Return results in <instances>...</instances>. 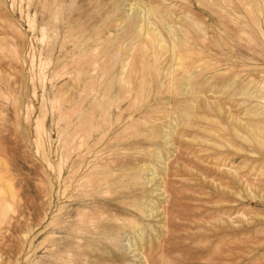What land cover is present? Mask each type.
Returning <instances> with one entry per match:
<instances>
[{
	"label": "rangeland",
	"instance_id": "obj_1",
	"mask_svg": "<svg viewBox=\"0 0 264 264\" xmlns=\"http://www.w3.org/2000/svg\"><path fill=\"white\" fill-rule=\"evenodd\" d=\"M134 5L167 43L154 14L175 28L189 74L169 48L146 63L150 39L119 21ZM263 16L0 0V264H264ZM128 54L130 85L107 84Z\"/></svg>",
	"mask_w": 264,
	"mask_h": 264
},
{
	"label": "bare ground",
	"instance_id": "obj_2",
	"mask_svg": "<svg viewBox=\"0 0 264 264\" xmlns=\"http://www.w3.org/2000/svg\"><path fill=\"white\" fill-rule=\"evenodd\" d=\"M86 1V0H85ZM247 4H249V2L251 1H255V0H245ZM264 1V0H263ZM249 7V6H248ZM79 8V7H78ZM134 10V15L131 14V16L129 17H122L120 18V23H124L127 24L129 26V28H131L133 26L135 32L132 33L134 34L135 38H137L140 35H144L147 36V38L150 39L151 43H141V50L142 53H144L145 56H147V51L149 48H151L152 51V58L150 60H146V63L148 64L149 62H151V60L153 59L154 61H157L162 54H164V51L167 50V48H169V50L171 51V59L172 62L170 63V65L168 66V73H171V70H178V69H182L184 70V72H188L186 69L183 68L184 66V60H183V56L181 54L180 51V38L177 35V32L175 30V28L171 25H167L168 23H166L163 19H162V14H154L155 16L159 17L160 21L162 22V24L164 26H166V30L168 31V34L170 33V35H172L171 38V42L167 43V41L165 40L164 36H162V34L159 32V29L157 28V26L155 25V22L153 23V21H150V16L151 13L154 12L153 8L151 6H144V7H138L136 5H134L133 7ZM257 10V9H256ZM74 11V10H73ZM131 11V10H130ZM172 13V12H171ZM63 14V13H62ZM51 15V14H50ZM49 15V16H50ZM64 16V15H63ZM245 18V17H244ZM255 18V16H254ZM264 18V16H263ZM119 19V18H118ZM66 20V19H65ZM122 21V22H121ZM177 25V24H176ZM127 28V27H126ZM125 29V28H124ZM128 29V28H127ZM263 29V28H261ZM128 31V30H127ZM109 33V32H108ZM111 33V32H110ZM113 33V32H112ZM110 35V34H108ZM81 36V35H80ZM166 36V35H165ZM84 38V37H83ZM132 38V37H131ZM101 39V38H100ZM103 39V38H102ZM205 40V38H204ZM128 41V40H127ZM132 42V41H131ZM131 44V43H130ZM182 44V43H181ZM124 48H125V44ZM133 45V44H132ZM135 45V44H134ZM99 46V45H98ZM183 46V45H182ZM131 48V47H130ZM82 49V48H81ZM123 49V48H122ZM132 49V48H131ZM96 50V49H95ZM117 50V49H116ZM115 50V51H116ZM118 51V50H117ZM127 51V50H126ZM122 52V51H121ZM130 52V50L128 51ZM111 53V52H110ZM186 53V52H185ZM190 53V52H189ZM193 53V52H192ZM125 54V51H124ZM127 55V53H126ZM194 55V54H192ZM105 56V55H104ZM115 56V55H114ZM166 56V55H164ZM106 57V56H105ZM102 58V57H101ZM100 60H103L101 59ZM107 58V57H106ZM146 58V57H145ZM162 58V57H161ZM124 59V57H123ZM132 62L131 59V55L128 54V56L123 60V62L121 63L120 66V71L118 73V75H116L115 77H110L107 76V84L110 82V80H113V78L117 79L116 82L118 81L119 83L129 86L130 85V81H129V75L130 72L128 73V68L130 67ZM62 63V62H61ZM93 64H98V60L96 59V57H94L93 59ZM199 65V64H198ZM90 66V65H89ZM149 66V65H148ZM73 68V67H72ZM90 68V67H89ZM93 68V67H92ZM101 68V66H100ZM199 68V67H198ZM165 69V68H164ZM95 71V68L93 69ZM92 70V71H93ZM107 66L104 70H101V72L99 73H95L96 76H100V75H104V72L107 71ZM141 72V71H140ZM149 73V72H148ZM164 73V71H163ZM147 74V73H146ZM189 74V72H188ZM150 75V74H149ZM169 75V74H168ZM185 77V76H184ZM154 78V77H153ZM99 79V78H98ZM144 79V78H143ZM105 83V82H104ZM171 83V82H170ZM144 84V83H143ZM150 84H148L149 86ZM250 88V87H249ZM148 89V88H147ZM248 89V88H247ZM198 90V89H197ZM130 90H126L125 93L128 94ZM95 92V91H94ZM243 93V92H242ZM107 94V93H106ZM108 96V94H107ZM106 101V100H105ZM114 110V109H113ZM168 136V135H167ZM158 155V153H157ZM152 172V171H151ZM141 243V242H140ZM136 247V241L134 243H131L129 245V247Z\"/></svg>",
	"mask_w": 264,
	"mask_h": 264
}]
</instances>
